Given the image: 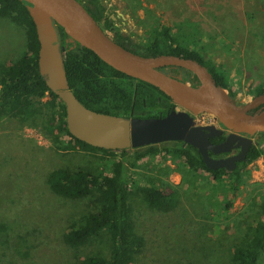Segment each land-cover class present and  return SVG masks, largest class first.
Returning <instances> with one entry per match:
<instances>
[{
    "label": "rangeland",
    "instance_id": "rangeland-1",
    "mask_svg": "<svg viewBox=\"0 0 264 264\" xmlns=\"http://www.w3.org/2000/svg\"><path fill=\"white\" fill-rule=\"evenodd\" d=\"M103 1L116 27L133 43L145 44L160 25L174 29L207 65L226 75L237 104H248L264 84V0ZM26 44L27 29L0 18V63L19 57ZM44 113L25 122L0 116V264H78L87 255L109 253L106 234L83 248L66 245L70 227L96 208L89 199L58 197L47 178L62 167L108 172L111 158L60 151ZM196 121L219 127L210 115L196 116ZM61 139L65 144L70 140ZM253 141L263 154L248 165L236 195L227 181L216 184L204 172L190 173L173 156L148 157L133 169L137 184H169L168 192L177 199L173 210L160 212L150 209L139 193L132 196L136 231L146 241L134 264H232L231 252L256 225L264 197V137L257 134ZM224 201L232 207L226 209Z\"/></svg>",
    "mask_w": 264,
    "mask_h": 264
},
{
    "label": "trees",
    "instance_id": "trees-1",
    "mask_svg": "<svg viewBox=\"0 0 264 264\" xmlns=\"http://www.w3.org/2000/svg\"><path fill=\"white\" fill-rule=\"evenodd\" d=\"M85 1V7L101 24L102 28L114 35V40L125 48L144 56L176 55L195 59L207 65L203 55L190 44L181 41L175 30L160 25L152 30L145 44L133 43L116 27L103 0ZM0 18L24 26L27 29L26 50L5 63H0V116L10 114L12 118L25 122L35 119L45 110L50 133L60 151L102 153L111 159L107 162L109 171L93 172L87 168L62 167L48 174L50 190L65 200H91L94 209L82 215L65 235V243L72 249L83 248L97 238L108 236L109 253H94L81 258L78 264H134L143 252L146 241L136 231L132 196L139 193L145 204L152 210L169 212L177 204L173 192L165 185L137 184L133 169L148 157L169 155L181 161L190 173H206L216 184L229 183V189L238 194L245 170L263 154L259 146L253 145L248 162L234 171L207 168L201 154L191 145L183 142L173 146L152 145L139 149L108 151L95 148L71 136L67 127L66 106L46 85L39 72L38 57L40 44L35 24L27 10V4L20 0H0ZM62 46L67 35L58 28ZM71 89L77 98L89 109L96 112L130 117L150 118L165 116L172 108L171 100L158 88L135 80L116 71L104 63L92 51L72 44L63 53ZM216 82L229 90L226 75L214 66L207 65ZM183 76L192 83H199L190 72ZM264 94V84L254 92ZM234 91L230 89L233 98ZM47 99L45 102L44 100ZM45 122V123H46ZM57 133V134H56ZM70 140L65 144L62 137ZM260 138L264 133L258 134ZM163 145V144H162ZM107 169V168H106ZM226 185V184H225ZM226 209L232 202L224 201ZM256 225L249 228V234L240 240L231 252L232 264H259L264 255V197L258 211ZM0 259L3 256L0 255Z\"/></svg>",
    "mask_w": 264,
    "mask_h": 264
},
{
    "label": "water",
    "instance_id": "water-1",
    "mask_svg": "<svg viewBox=\"0 0 264 264\" xmlns=\"http://www.w3.org/2000/svg\"><path fill=\"white\" fill-rule=\"evenodd\" d=\"M35 24L40 44L38 65L48 88L66 106L71 136L95 148L108 151L139 149L169 142L191 145L201 154L207 168L234 171L254 145L253 137L264 133V94L248 104H237L220 86L207 65L176 55L144 56L114 40L110 33L79 0H20ZM115 19L114 15H111ZM61 28L67 38L62 46ZM72 44L92 51L116 71L143 81L168 96L172 110L165 116L140 118L96 112L86 107L71 89L63 53ZM178 69L179 75L167 70ZM183 71L192 73L198 85L187 82ZM210 115L222 128L201 125L196 116ZM225 135L220 144L211 138ZM236 156L216 159L213 155Z\"/></svg>",
    "mask_w": 264,
    "mask_h": 264
},
{
    "label": "flooded vegetation",
    "instance_id": "flooded-vegetation-1",
    "mask_svg": "<svg viewBox=\"0 0 264 264\" xmlns=\"http://www.w3.org/2000/svg\"><path fill=\"white\" fill-rule=\"evenodd\" d=\"M82 3H83L84 5H86V4H85V1H82ZM103 5L107 8L106 14H107V15H112V14H111V10L109 9V7H107V4H106L104 1H103ZM111 18H112V16H111ZM112 20L114 21L115 19L112 18ZM169 71H170V72H169L170 74L174 75L175 73L178 72V69H174V68H173V69H169ZM179 74H180V71L178 72V75H179ZM174 76H176V75H174ZM193 84H194V85H198V83H193ZM170 110H172V108H171ZM167 113H168V112H167ZM218 126H219V128H222L220 124H219ZM253 138H254V137H253ZM225 139H226L225 135H222V136H215V137L211 138V141H212V143H214V144H220V143H222ZM251 148H252V147H251ZM249 151H250V150H249ZM249 151H248V153L246 154V157H245L244 160H242V161H238V162H237L235 170H236L237 168H239V166H241V165H243V164H246V163L248 162V154H249ZM239 153H240V149H237V150L232 151V153H229V154L213 155V153H210V155H211L213 158L220 159V158H227V157H230V156H236V155H238Z\"/></svg>",
    "mask_w": 264,
    "mask_h": 264
}]
</instances>
